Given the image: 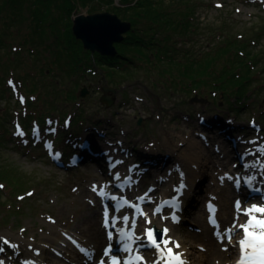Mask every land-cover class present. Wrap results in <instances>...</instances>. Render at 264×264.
Segmentation results:
<instances>
[{
    "label": "rangeland",
    "instance_id": "1",
    "mask_svg": "<svg viewBox=\"0 0 264 264\" xmlns=\"http://www.w3.org/2000/svg\"><path fill=\"white\" fill-rule=\"evenodd\" d=\"M194 1H197V7H194L196 14L194 17H197V20L191 15L190 17L182 16L185 11L183 10L180 21L189 22L187 32L185 30L179 32L176 28L171 29V32L178 33L176 40L179 46L188 48L197 57L203 53L205 59L222 40L223 30L231 35L243 36L242 39L245 40L247 49L252 50V59L256 62V64L252 63V68H258L254 72L253 84L248 93H251L250 97L247 101V98L243 100L246 101L243 108L232 107L229 104L232 100L228 102L223 96L213 100L209 96L202 98L201 93L198 92L199 95L195 100L194 94L176 93L173 89H169L172 87L169 84L170 80L167 81V79L158 82L159 80L154 77L140 75L139 77L134 76L131 80H123L122 83H112L99 66H97L96 74L93 71L92 74L91 72L84 73L83 77L77 78L69 72V57L66 54H60V60H62L60 61L56 52L45 51L41 54V59H37L38 50L32 48L33 45L21 43V40H19L20 44L16 39L8 41L5 39V50L0 51L2 58L0 80L2 76H5V85L11 86V89L7 86L2 94L4 86L0 85V94H2L0 95V163L4 168L10 169L11 174H14L9 179L0 176V249H2L0 259L7 258L6 264H20L24 262L26 256L30 257L33 252L34 254L42 253L47 263L53 264L50 257L52 254L50 244L52 242L54 244L56 239L60 240L62 231L65 230H72L89 240V235L85 234L86 227L81 223V215H83L82 209L87 208L84 207L86 205L93 211L90 205L92 204L90 202L95 199L94 192L96 191H93V187L95 186L97 190L100 185H107L106 182L109 179L118 183L120 179L127 178L129 173L126 168L133 161L135 164L133 166L139 164L138 171L140 172L137 180L140 178V184L143 182L144 186L143 189H134L135 186H133L132 190L134 194H142L144 189L152 185L154 179L151 175L148 176V172L143 165H140L138 158L150 146L163 153L166 148L171 151L172 148L170 149L165 142V137L170 130L175 136H180L183 130L193 135L202 132L206 142H210V145L221 149L223 147L232 148L233 150L230 151L232 160L237 164L244 163L240 161L241 159L247 162L249 156L248 160L252 159L257 171L264 177V167L259 165L260 161L264 164V151H262L264 149V115L262 116V112L264 113V0ZM114 3L119 4V0H115ZM88 9L89 7L78 6L72 14V19L77 13H89ZM67 20L69 21V18L64 15L61 19V27L66 24ZM194 21L200 24L198 31L193 29ZM151 24V20L139 23L140 31L147 34L149 38L152 36L159 38L157 34H154L156 31L150 27ZM48 31L52 32V30ZM127 33L124 34L125 37ZM51 38H54V35L47 34L45 40ZM89 51L92 55L95 53L103 55L98 51ZM139 62L142 65V61ZM6 67L9 68L8 73H6ZM23 72L25 80L18 76ZM11 76L16 82L11 81V78L8 81ZM77 79L80 81L78 86L76 85ZM18 80H21L23 84ZM11 83L19 86L20 92L12 89ZM107 84L115 87L116 90L115 93L109 91V94L116 98L115 103L110 107H107L100 99L103 93L101 88ZM84 87L88 90L85 97L80 95ZM74 89L78 97L72 100L67 97V92ZM22 92L25 93L26 98L21 96ZM33 98L35 99L32 100ZM24 99H26L25 103ZM30 101L33 102L30 103ZM34 101L36 104L32 105ZM37 111L43 115H35ZM81 112L83 116L78 119L77 124L75 120ZM26 113L36 118L46 115L52 117L55 121L52 128L54 132L50 133L48 129L43 128L42 139L40 141L37 139V143L29 144L30 140L21 135L23 131L21 125L28 130L35 122L31 121L26 126L23 122ZM141 118L143 122L139 124ZM68 123H72L71 127ZM18 126L21 127L19 133H17ZM35 127L38 126L33 125V130ZM209 128H212V133L209 132ZM72 135L77 137L72 139ZM70 138L71 141H69ZM115 139L124 141L129 147H134L127 156L126 162H120L118 165L120 170L123 169L119 178L114 177L116 172L110 166L107 168V159H104L106 155L101 152L104 151L102 147L98 149L96 146L101 142L113 148ZM220 141L223 144H220ZM68 143L72 146L70 151L82 153L83 159L82 163L70 166L67 157L69 167L62 168L50 161L46 149L56 144V152L59 153ZM71 152L68 156H71ZM112 153L115 156L118 154L117 150H113ZM177 154L179 155L178 151L174 153V157H178ZM242 167L238 164V167L232 168V173L243 171ZM211 172L213 169L207 170L206 188L210 185L214 186ZM18 177L23 187L16 189L15 184ZM229 187L233 190L232 182ZM206 188L205 191L201 190L202 195L197 193L199 196L196 199L204 197L207 192ZM175 189L172 191L175 192ZM152 199L153 202L157 201V199ZM253 199L258 207H264V198L254 197ZM246 202L249 203V201ZM246 202L242 204L240 210H246V205H250ZM16 209L17 214L9 213ZM192 211L195 212V216L201 210L197 211L196 207ZM235 212L229 214L232 218L231 223L214 228L215 233L213 230L216 249L229 254L230 260L233 259L235 253L230 249L223 251L221 247H236V242L232 239L226 241L224 227L231 228L234 237H240L239 226L245 220L244 215H240L238 211ZM94 213L97 222L100 223L101 207L94 208ZM147 214L150 216L151 211L149 210ZM51 217L56 218L57 221H49ZM203 219L208 226L207 214ZM165 220L171 222V217L168 216ZM202 223L195 222L194 224L200 231L201 228L203 229L201 233L196 231L197 234L206 231ZM192 226L189 221L186 224L183 222L179 224V229L189 233L188 228ZM51 232L53 234H50ZM3 240L9 243L5 244ZM103 244L104 241L100 244L101 247L97 249L98 253L90 264L98 261ZM30 245L33 246L32 249L27 248ZM171 245L174 247L173 244ZM208 247L205 244H197L192 247V252L197 255L208 254Z\"/></svg>",
    "mask_w": 264,
    "mask_h": 264
},
{
    "label": "trees",
    "instance_id": "2",
    "mask_svg": "<svg viewBox=\"0 0 264 264\" xmlns=\"http://www.w3.org/2000/svg\"><path fill=\"white\" fill-rule=\"evenodd\" d=\"M114 2L115 0H0V51L5 50V39L7 41L16 39L18 42L21 40V43L31 44L32 48L38 50L37 59H41V54L45 51L56 52L58 60L61 58V53L66 54L69 57V72L77 78L83 77L84 73L91 72L92 74L93 71L96 74L97 66H99L112 83H122L123 80H131L134 76L146 75L156 78L158 82L170 80L169 84L172 88L169 89L179 94L182 92L187 95H199L198 92H200L202 98L209 96L213 100L223 96L228 102L232 100L229 102L232 107L243 108L245 106L251 94L248 93L251 91L254 72L258 68H252V63L255 62L252 59V50L247 49L242 35H231L223 30L222 40L209 53V57L205 59L203 53L197 57L188 48L179 46L176 40L178 33L171 32L174 28L179 32L183 30L187 32L189 22H181L180 15L185 10L182 16L194 17L196 15L194 7H197V1L119 0V4ZM78 6L89 7V13L110 10L117 13L123 20L132 23V29L126 34L125 39L116 44L118 51L115 55L98 53L92 55L76 38L72 30V14ZM64 15L69 18V21L67 20L66 24L61 27V19ZM194 18L197 20V17ZM146 20H151L150 27L155 29L154 34H157L159 38L154 36L149 38L147 34L140 31L139 23ZM193 23L194 31H198L200 24L195 21ZM47 34L54 35V38L45 40ZM139 61H142V65ZM1 64L2 58L0 57ZM5 69L8 73L9 68ZM18 76L24 78V72L19 73ZM26 76L29 75L26 74ZM10 78L11 81L16 82L13 76L9 77L8 81ZM18 81L23 84L21 80ZM79 82L77 79V86ZM0 85L4 86L2 89V94H4L8 86L5 85V76L1 77ZM13 87L12 84V89ZM8 88L11 89V86ZM17 89L20 92L19 86ZM76 92V89L67 92V97L75 100L78 97ZM22 94L26 97L24 92ZM244 99L246 101H243ZM35 104L36 101L32 105ZM25 115L23 122L26 126L31 121L44 126L48 120L47 115L39 118L28 113ZM35 115L43 114L37 111ZM81 116H83L82 112L75 120L77 124ZM2 165L0 163V176L9 179L14 174ZM15 187L16 189L23 187L19 177L16 179ZM9 213L17 214L18 211L16 209Z\"/></svg>",
    "mask_w": 264,
    "mask_h": 264
},
{
    "label": "bare ground",
    "instance_id": "3",
    "mask_svg": "<svg viewBox=\"0 0 264 264\" xmlns=\"http://www.w3.org/2000/svg\"><path fill=\"white\" fill-rule=\"evenodd\" d=\"M202 125L204 124L202 123ZM208 130L210 133H212V128H209ZM173 133L174 132H171L170 130V133L165 137L166 144L170 149L172 148L171 151L166 148L165 153H163V151L150 146L144 153H142L141 157L139 156L140 158L138 159L140 165H143L144 169L148 172V176L151 175L154 179L152 185L148 189L143 190L149 197V201L146 203L148 204V209H151L150 205H152V198L155 199L159 196H168L169 193H171V195L174 194V196L180 198L184 205L183 210L178 212L181 218L177 222H167L164 218H162L161 215H153L146 220L143 219V216L136 227V232H138L136 237L143 236L142 231L145 228H150L151 226H157L160 228L166 224L165 226L169 227L170 230V233L166 238H170L174 243H179L180 247L178 249L173 247V249L182 254L186 264H234V262L239 257L237 248L238 242L236 247L233 246L234 248H230V246L227 248H224V246L221 247L223 251H225V249L229 251L230 249V251L235 253L233 259L230 260L229 254L217 250L216 246L214 245V233L216 231L214 228H217L218 224L207 226L206 222L203 221V218H205V215L208 213L209 205L211 204L215 209L214 213L216 212V215L219 218V225L230 223L229 214L234 213V210H232L233 202L231 203L233 196H237V198H244L245 196L251 194V192L249 189L242 186L239 189L232 191V189L229 187L228 174L231 173L230 170L232 168L238 167L239 164L243 166L242 170H247L248 174L250 175L254 172L256 166L252 163V161H249L247 165L242 163L237 164L232 160L230 152L233 150L232 148L223 147V149H221L215 145H210V142H206L202 132L197 133V135H193L190 134V132L188 134L183 130V133L180 136H175ZM114 143L115 144H113V146L115 147L112 146L113 148H109L101 142H99L96 146L98 149L99 147H102L104 150L101 152H104V155H106L104 159H107V168L110 166L116 172L114 177L117 178V176L119 177L123 172V169L120 170L118 165L120 162H126L127 156L131 153L134 147L130 146L132 148L131 149L124 141L117 139H115ZM220 144H223V142L220 141ZM179 145L180 148H178ZM210 149H212L211 152ZM113 150H117V156L113 155ZM176 151L179 153V155L177 154L178 157H174V153ZM133 165L135 164L132 161L131 165H129L126 170L129 174L133 176L135 175V182L132 183V186L128 187L127 190L121 189L124 193L132 191L133 186H135L134 189H143L144 186L143 182L140 184V178L137 180L140 172L138 171L139 164L137 166ZM259 165H261L262 168L264 167V164L261 161L259 162ZM103 166L106 167L105 164H103ZM208 169H213V172L210 174L211 179L214 182V186L210 185V187L206 188L207 183H205V180L206 175H208ZM181 173H183L182 176ZM108 174L111 175L113 173ZM259 180L261 184H263L264 177H259L258 181ZM106 183L109 185V187H113L114 185V182H112L110 179ZM181 183L185 185V187L182 189L179 187ZM175 187L182 190V193L179 194L177 190L173 193L172 190H174ZM205 188L207 189V192L205 193L204 197H202L204 200H202L200 197L196 199L197 196L200 194L202 195L201 190L204 189L205 191ZM197 193H199V195ZM94 197L95 199L92 200L93 202H90L92 203L90 205H92L93 211L90 210L91 208L88 207V205H86L84 207L87 208L82 209L83 215H81V223L86 227L85 234L87 236L89 235V240L85 239V236L83 237L80 234L77 235L72 230L62 231L60 240L56 239L54 244L53 242L50 244V250L52 251V254L50 253V257L53 260V264H90L94 256L97 255V249H100V244L103 243V241L107 243H111L113 241L115 230L109 228L108 230L111 231L112 236L111 238L105 237L104 233L106 225L104 226V222L101 219L102 216L100 217V223H98L94 213V208L101 207L103 209V201L98 195L97 190L94 192ZM248 201H250L251 204L247 206H257L254 199H249ZM201 202H203V204ZM199 205H201V207H199ZM196 207L197 211H201L199 214L194 216L195 212L192 210ZM174 211V207H171L168 210V212ZM211 213L213 212H210V214ZM192 215L193 217H191ZM253 215L259 214L253 213ZM149 220L151 221L150 224L147 222ZM49 221L56 222L57 220L56 218L51 217ZM182 221H184L185 224L189 221V223H191L193 226L195 222L202 223L203 221L202 225L206 231L202 234H197L201 233L203 229L201 228L200 231V229H198L196 226H194V228L192 226L188 228L190 232L186 233L182 231V229H179V224ZM52 232L50 234H53ZM240 237V239H242L243 232ZM238 238L235 237L233 240L237 241ZM73 241H75V243H73ZM197 244L208 245V254L201 253L197 255L193 253L192 247L196 246ZM27 248L32 249L33 246L30 245L27 246ZM81 248L86 249L87 251L82 252L80 250ZM151 252H153L154 255L159 256L157 260L158 264H160L163 255H165V251L163 253H160L157 250ZM41 254H34L33 252L30 257L26 256V259L23 260L24 262L20 264H48ZM6 259L7 258H1L0 261H2L3 264H6V262H8Z\"/></svg>",
    "mask_w": 264,
    "mask_h": 264
},
{
    "label": "snow or ice",
    "instance_id": "4",
    "mask_svg": "<svg viewBox=\"0 0 264 264\" xmlns=\"http://www.w3.org/2000/svg\"><path fill=\"white\" fill-rule=\"evenodd\" d=\"M264 151V149H262ZM183 173H181V176ZM117 178H119L117 176ZM129 182L130 181H126ZM237 183L239 181L237 180ZM181 189L185 187L183 183L179 186ZM93 191H96V187H93ZM100 195H104L103 190L100 191ZM147 195V194H146ZM141 201H143L144 197L139 198ZM128 202L125 200L120 205V207L123 206V204H127ZM168 203V202H165ZM174 203V201H173ZM241 206V202H236V208L239 209ZM134 207L139 208L138 205H135ZM118 210V209H117ZM209 210L214 212L215 209L212 207V205H209ZM157 213L160 211L159 208L155 210ZM253 213L259 214V215H253ZM141 215H146L143 211H140ZM243 215L247 216V220L244 224H241L239 227L243 232V238L239 240L238 247L240 250V258L238 261V264H264V207H258V206H252L251 208H248L245 210ZM177 218L173 216V220L175 221ZM123 223L128 224L129 217L123 216L122 217ZM149 224L151 221H147ZM213 224L216 223V220L213 218L211 221ZM109 223V214L108 210H105V225L107 226ZM116 220H112V225L115 227ZM132 228L135 229L136 224L135 220L132 221ZM168 229L165 228L161 230L160 232H157L154 228L146 229L145 235L149 242V244L156 249L158 252L163 253L164 251L168 254V260L167 264H186L185 260L183 259L182 254L175 253L173 251V247H169L170 244H173L176 249L180 247L179 243H174L170 238L167 237ZM227 232H230L231 230H226ZM123 235V234H122ZM112 233H109V237L111 238ZM127 238L131 239V233L127 234ZM71 239V238H70ZM228 239H231L229 236ZM3 243L8 244L9 242L7 240H3ZM75 243V241H73ZM82 252H86V249L81 248ZM125 250H128V245H125ZM227 250V249H225ZM2 251V249H0ZM109 251H111V246L109 249H107L104 253V255H108ZM142 257H137V260H142ZM0 264H3L2 261H0ZM101 264H104V261L101 260ZM112 264H118L117 260L113 259ZM127 264V262H125Z\"/></svg>",
    "mask_w": 264,
    "mask_h": 264
},
{
    "label": "water",
    "instance_id": "5",
    "mask_svg": "<svg viewBox=\"0 0 264 264\" xmlns=\"http://www.w3.org/2000/svg\"><path fill=\"white\" fill-rule=\"evenodd\" d=\"M131 29L132 23L130 21L123 20L117 13L110 11L80 12L73 17L72 30L76 38L83 42L85 49L92 52L98 51L103 55H115L118 51L116 43L122 41L125 37L124 34ZM114 88L108 84L101 88L103 93L100 99L107 107L115 103L116 98L109 94V91L116 92ZM87 94V87H84L80 95L85 97ZM194 96L197 100L198 95ZM142 122L143 119H139L138 123L142 124Z\"/></svg>",
    "mask_w": 264,
    "mask_h": 264
}]
</instances>
